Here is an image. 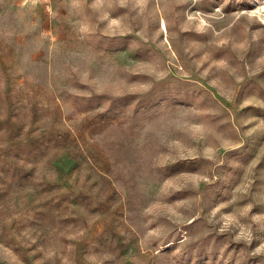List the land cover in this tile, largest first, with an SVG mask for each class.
Listing matches in <instances>:
<instances>
[{
    "label": "rangeland",
    "instance_id": "rangeland-1",
    "mask_svg": "<svg viewBox=\"0 0 264 264\" xmlns=\"http://www.w3.org/2000/svg\"><path fill=\"white\" fill-rule=\"evenodd\" d=\"M264 0H0V264H264Z\"/></svg>",
    "mask_w": 264,
    "mask_h": 264
},
{
    "label": "bare ground",
    "instance_id": "bare-ground-1",
    "mask_svg": "<svg viewBox=\"0 0 264 264\" xmlns=\"http://www.w3.org/2000/svg\"><path fill=\"white\" fill-rule=\"evenodd\" d=\"M264 6V5H263Z\"/></svg>",
    "mask_w": 264,
    "mask_h": 264
}]
</instances>
